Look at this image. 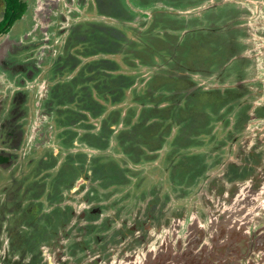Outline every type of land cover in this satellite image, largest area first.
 I'll use <instances>...</instances> for the list:
<instances>
[{"label": "rangeland", "instance_id": "obj_1", "mask_svg": "<svg viewBox=\"0 0 264 264\" xmlns=\"http://www.w3.org/2000/svg\"><path fill=\"white\" fill-rule=\"evenodd\" d=\"M23 1L31 4L33 0ZM245 1L249 4L252 3L251 6L254 5L255 13L245 11V9H248L246 7H249ZM219 2L220 0H80L78 5L72 6V13L67 14L70 18L62 22L60 29H55V24L52 26V30L58 31L60 36L57 47L48 48L47 51H50L48 55L41 54L40 57L36 55V58L32 59L31 53L24 51L18 55L14 53L9 56V59L17 62H23L27 59L26 56H29L32 59L30 61H33L34 64L42 63V68L38 67L35 71V81L29 82L30 85H34L32 89L35 91L27 92L28 99L25 100L18 95L17 103L20 104H15L16 102L13 101L12 91L15 89L14 85L7 84V81L11 82L13 80L12 75H10L4 86L7 91L4 94L6 98H2L4 103L0 105L13 111L6 114L4 118L3 113L0 114V136L6 135V132L12 131V129L16 130L15 133L17 132L15 142H11L9 133L5 138L2 136L4 138L2 140L3 144L10 146L9 143H11L14 147L12 149L9 147V151L5 153V155L10 154L13 159L11 158L12 160L9 163L0 164V213L3 214V218L7 216L4 218L7 223L0 228V245L5 246L7 244L9 254L7 261H12L14 260L13 257L17 258L16 256L20 257L22 254L26 255L31 252L28 249L26 253L23 248L25 237L21 238L15 234L20 233L22 235L23 232L21 233L19 228H23L21 226L23 223L30 222L25 211L31 210L36 205L40 207L39 212L43 215V213H46L45 210L48 211L53 207L54 190L55 192L60 191L62 187V184L57 183L55 180L57 171H55V161L50 158V153H54V157L59 158L60 163L56 166L57 169L62 170L64 168L70 171L68 166H62L69 156V153L66 156L64 154L66 148L69 146L74 153H81L80 157L83 155L82 153H89L91 149L83 146L80 143V138L85 135L88 138L92 136L93 139L100 137L103 133V127L106 129L105 122L102 121L107 116H109V121L116 120L115 126L120 124L131 128L134 125H142L144 121H147L145 117L149 118L151 116L150 121H154L155 117H161L164 113V109H160L163 107L162 104L171 102V104L165 105L166 113L180 117L181 120L184 118L187 121L189 133L184 136L178 134L176 137L177 142L174 143L173 141V145L176 144V147L179 145L180 158L175 154L174 149L171 150L172 148L169 146L168 152L170 154L165 159V170L169 169L168 172H170L171 166L180 169L185 162L182 167L184 169V176L182 177L184 180L182 181L183 184L176 182V189L171 186L175 184L171 178L167 184L160 182L157 183V186L163 192L167 189V193L172 197L169 199L171 211L186 207L187 210L190 209L189 214H192V212H196V203H206L203 196L209 192L210 185L215 187L214 185H219L222 180L224 181V179L216 180L223 169H215L214 176H211L208 183L202 186L203 181L198 185L199 181L196 182V177H192V179L186 176L187 165L193 160L190 155L191 152H195L196 149L206 152L209 149L203 146L196 148L199 141L198 130L204 131L205 128H208V124L210 125L214 120L220 119L222 117L220 114L221 107L225 108L232 101L235 94H232V91L230 92L231 87H224L222 84L217 87L218 84L216 83H219V81L215 75L216 72L223 73L225 69L228 70V73L230 71L231 73H238L239 71L238 67L234 68L233 66L231 68L229 62L235 53L241 52V47L235 42H227V37H223L226 34L237 37L239 34L235 28H225L231 22H235L231 14V7L236 10L233 13L236 14L237 11L242 13L239 17L241 19H238L239 27L244 29L246 23L249 22L252 30L254 28L257 30L264 29V8L261 12H258L261 5L260 0H234L231 3L225 2L231 6L222 5L216 8ZM135 3L138 5H135ZM155 3L157 5H154ZM63 5L65 6V4ZM143 5H147V7ZM52 17L51 19H53ZM219 22H223L221 35H218L216 31L220 25ZM89 24L97 29L95 34L98 38H105L100 33V31H105L111 35L110 37L116 38L119 42H113V47L103 46V49H97L98 55H84L82 50L84 43L80 42L84 38L79 34L86 32L87 30L84 28H87ZM34 26L32 13L28 9L26 17L18 20L13 26L9 33L10 39L20 40L22 36H26L27 32L33 30ZM252 30L245 33L242 39L248 40L249 38L251 42L257 40L256 45L258 43L264 45V39L259 38V34L251 33ZM30 41H32V38L26 39L24 45L29 44ZM38 41L41 45L45 42L41 35L36 40V42ZM87 41L90 42L91 40L87 39ZM51 44H53V39ZM3 48L5 50V47ZM256 48L258 51L262 50V46ZM76 51L79 58L76 59L74 55L70 58L71 54ZM105 51L108 52L105 53ZM49 56H52L53 61L48 59ZM69 59H73V64L76 66L79 60L83 67H87L84 74L85 84L83 79L79 80L82 84L80 91L77 84L71 81L73 77L77 76L80 69L78 67L77 72H68L66 63ZM97 63L105 70V74L101 78L104 81V87L102 88L106 93L103 98L98 99L102 107L99 109L100 113L97 116H91L84 113L83 109H78L76 104H73L70 93L72 97L75 94L80 97V94H84L87 88H92V96L97 101L96 94L99 95V92L94 85L99 84L100 81L96 82V80L92 81L91 79L95 77L94 74H98V71L96 68L89 66ZM239 67L241 68L240 64ZM58 68H63L62 72L64 73L61 74ZM196 71L198 74H196ZM249 73L252 74V71H248L246 75ZM105 75H108V77H105ZM198 75H201V83H205L201 87L204 90L200 89L196 92V86H194L195 88L192 87L196 83V76ZM120 80L126 92L122 96L116 95L112 98L113 90L118 87L117 84H120ZM67 82H69L68 85H66ZM220 86L227 89L228 98L223 96L218 89L217 91L212 89L220 88ZM206 87L210 89L208 92L205 91ZM8 88H13V90ZM67 89L68 94L65 91ZM188 89L191 90L189 95L185 93ZM24 90L22 88L20 91ZM17 91L19 90H15L16 93ZM107 91H110V93H107ZM152 104L159 108H153L154 105L150 106ZM43 105L46 107H43ZM49 108L50 110H48ZM72 111L74 112L73 115ZM21 115L22 117H20ZM37 115L40 116L39 122L41 124L38 125L39 129H36L37 136L31 140L34 131L33 125L38 120ZM8 120L11 122L15 120L12 125L17 128H6ZM118 129V133H121L122 128ZM68 130L76 133L78 139L70 142V137L66 135L69 132ZM159 131V125L141 127L137 139L132 140V143L138 147L141 143L151 145L155 143ZM42 134L45 135V138L42 137ZM107 136L109 138L102 135L103 142L108 139L110 142L113 141V135L109 133ZM152 139L153 142H151ZM77 142L79 144L74 149V146L71 145L74 143L76 145ZM201 144L203 143L199 142L197 145ZM182 145L185 146L183 155L180 154ZM112 152L118 155L115 156L116 163L122 166L128 164L130 159L120 155H123V153L119 146L113 149ZM94 155L99 156L100 153L97 152ZM95 156L94 159L96 160ZM95 160L92 161L96 162ZM159 160L158 158V161L153 163L154 168L158 166ZM153 165L145 164V166ZM154 168H150V171L155 170ZM155 173L158 172L155 171ZM166 173L167 171H165ZM152 174L153 177H156L154 172ZM177 174H174L175 177ZM84 182H80L79 185L84 184ZM179 190L182 192H179ZM241 190H245V188L242 187L239 191ZM110 191L109 189L107 193ZM129 200L130 198L128 202ZM242 201L244 202V200ZM236 202L238 201H235L233 206L237 205ZM202 203L198 204V208ZM252 206V203L245 204L244 209H253ZM159 211V209L153 210L152 215L155 220L151 224L150 222L147 223L148 227H152L153 236L155 237L152 244L155 246L163 243L162 245H166L170 250L174 249L173 241L180 233L182 222L177 221L178 226L161 233L162 220ZM190 218L187 217V220ZM217 220L220 219L215 218V221ZM193 221H195V225H201L198 219ZM249 225V222L240 224V228L233 229V233L239 232V236L248 235L250 234ZM40 227H42V222ZM202 227L207 228L208 226L201 225L198 232ZM31 232H34V230ZM12 235L13 237H11ZM7 237L8 239H6ZM199 239H201V235H199ZM11 247H14V251ZM190 255L192 254L188 253V256ZM28 261L29 258L25 260V264L29 263ZM245 262H248V264L261 263L257 254H254V257H247Z\"/></svg>", "mask_w": 264, "mask_h": 264}, {"label": "flooded vegetation", "instance_id": "obj_2", "mask_svg": "<svg viewBox=\"0 0 264 264\" xmlns=\"http://www.w3.org/2000/svg\"><path fill=\"white\" fill-rule=\"evenodd\" d=\"M20 1L26 5L27 9L22 16L19 17L18 14L17 19L14 21L10 14L15 15L17 12L11 9L9 14L7 1L0 0V27L6 24L7 19L10 17L13 21L10 26V23L6 25L7 30L0 34V105L4 103L2 98H6L4 94L7 91L4 86L10 75H12L13 80L11 82L7 81V84L14 85V90L13 88L8 89L13 90L12 97H14L15 104H20L17 103L18 95L27 100V92L35 91L32 89L34 85H30L29 82L35 81V71L38 67L42 68V63L34 64L30 60L36 58V55L39 57L41 54L48 55L50 53V51H47L48 48L57 47L60 35L58 31L52 30V26L55 24V29H60L62 22L70 18L67 14L72 13V6L78 5L80 2V0H33L30 4L23 0ZM233 1L222 2L220 0L216 8L222 5L231 6L225 2L231 3ZM260 2L258 12H261L264 8V0H260ZM234 4L236 3L234 2ZM246 4L250 8L246 7L248 9H245V11L255 13L254 5L251 6L252 3L249 4L248 2ZM28 9L32 13L35 22L33 30L25 34L27 37L22 36L20 40H11L10 31L18 20L26 17ZM233 11L236 10L231 7V14L235 22H231L225 28H235L239 34L237 37L224 34L223 37H227V42H235L241 47V52L235 53L229 62L231 68L233 66L234 68L238 67L239 71L238 73H231V71L228 73V70L225 69L223 73L216 72L215 75L219 81V83H216L218 84L217 87L221 84L224 87H231L230 92L232 91V94H235L232 101L225 108L221 107L220 114L222 117L220 119L214 120L210 125L208 124L206 130H198V143L203 144L197 145V143L196 148L203 146L209 149L206 152L200 149L191 152L190 155L193 160L187 165L186 176L196 177V182L199 181L198 185L203 181L202 186L208 183L211 176H214L215 169H223L216 180L224 179V181L222 180L219 185H214L215 187L210 185L209 192L203 196L206 203L199 202L198 204L202 203L199 206L200 208L196 203V212H192V214H189L190 209L187 210L186 207L171 211L169 199L172 197L167 193V189L163 192L157 186V183L160 182L167 184L171 178L175 183L171 186L176 189V182L182 183L184 180L182 178L184 176L182 167L185 162L180 169L171 166L170 172H168L169 169L165 170V159L170 154L168 152L169 146L172 148L171 150L174 149L175 154L180 158L179 145L176 147V144H173L177 142L176 137L178 134L184 136L189 133L188 124L184 118L181 120L180 117L166 113L165 105L168 104L167 102L162 104L161 109H164V113L161 117H155L154 121H150L151 116L149 118L145 117L147 121L144 122L146 123L143 122L139 126L134 125L131 128L120 124L115 126L116 120L105 122L106 129L103 127L102 135L109 138L107 134L110 133V135H113V141L110 142L108 139L103 142L102 135L97 137L96 142L91 144L88 140H80L83 146L91 149L89 153H82L81 157V153H74L68 146L64 154L66 156L69 153V156L62 166H68L70 171L64 168L62 170L57 169L56 166L60 163L59 158L54 157V153H50L51 157H49L55 161L54 166L55 171H57L55 180L57 183L62 184L61 189L59 188L60 191L55 192L54 190L53 192V204L51 203L53 207L48 211L45 210L46 213H43V215L39 212L40 207L36 205L31 210L25 211L30 222L23 223L21 225L23 228H19L20 232H23L22 235L20 233L15 234L21 238L25 237L23 248L26 253L28 249L31 252L26 255L22 254L20 257L16 256L17 258L13 257L14 260L12 261H7L9 256L7 244L5 246L0 245V264H25V260L28 258L29 263L27 264H128L142 251L153 246L154 233L152 227L147 226L148 222L151 224L155 220L152 215L153 210H160L161 233L178 226L177 221H180L182 223L179 236H181L185 231V224L189 225L194 219H198L201 225L208 227L212 224H222L220 222L225 220V213L231 212V208L239 196L242 197L241 199L244 200L245 204L252 203L253 205V209L249 210L254 212L249 233L256 236V238H252L254 240L252 241L250 255L254 257V254L257 253L259 261H264V237H262L264 233V45H261V43L256 45V39L253 42L249 38L248 40L242 39L245 33L252 30V26L247 22L244 29L239 27L238 19H241L239 17L242 13L237 11L238 13L235 14ZM219 23L220 25L216 31L218 35H221L223 22ZM251 33L259 34V38L264 39V29L262 28L260 30L254 28ZM39 35L45 41L43 45L39 41L36 42ZM29 38H32V41L24 45L25 40ZM52 39L53 44H51ZM259 46H262L261 51L256 48ZM3 47H5V50ZM24 51L31 53L32 59L29 56H26L27 59L23 62L9 59L12 54L16 53L18 55ZM36 51L37 53H35ZM48 59L53 61L52 56H49ZM248 71H252V74L246 75ZM196 74L198 73L196 72ZM201 81V75L196 76V83L192 87L195 88L194 86H196V92L200 91L205 83H201ZM232 83L234 85H230ZM217 87L212 89L216 91L218 89L223 96H229L226 88ZM22 88L25 90L20 91ZM15 90L19 91L16 93ZM209 90L206 87L205 91L208 92ZM38 92L40 91L38 90ZM190 92V89L185 91L188 95ZM12 112L11 109L8 110V107L3 108L0 106V114L3 113V118L6 114ZM93 112L95 115L96 111ZM39 117L37 115L38 120L33 125L34 131L31 140L37 136L35 132L36 129H39L38 125L41 124ZM14 122L8 120L6 128L14 127L12 125ZM146 125L154 127L159 125L158 137L155 143L151 145L141 143L138 147L132 143V140L137 139L139 130ZM194 126L196 125L194 124ZM118 128H122L121 133H118ZM15 131L12 129V131L6 132L9 133L11 142H15L17 135ZM6 135L2 136L5 138ZM2 136H0V158H8L6 163H9L13 158L10 154L5 155V153L9 151V147L11 149L14 147L11 143H9L10 146L3 144L2 140L4 138ZM42 137L45 138V135L42 134ZM151 142H153V139ZM78 144L77 142L76 145L74 143L71 146H74L75 149ZM118 146L123 153V155H120L130 159V163L128 162L124 166L116 163L115 156L118 155L112 152ZM184 151L185 146L182 145L180 154L183 155ZM97 152L100 153L99 156L94 155ZM94 156L97 158L96 160ZM158 158L160 159L158 166L154 168L153 163L157 162ZM143 164L144 166H142ZM145 164L153 166H145ZM150 168L155 170L150 171ZM155 171L158 173L156 174ZM165 171H167L166 174ZM153 172L156 177L152 176ZM174 174H177L176 177ZM80 182H84V184L79 185ZM242 187L245 190L239 191ZM109 189L111 191L107 193ZM180 190L179 192L183 191V189ZM131 202L133 203L129 204ZM187 217L191 218L187 220ZM4 218L3 214L0 213V228L7 223ZM215 218L220 220L215 221ZM41 222L42 227H40ZM33 230L34 232H31ZM11 249L14 251V247H11ZM253 251H255L254 254Z\"/></svg>", "mask_w": 264, "mask_h": 264}, {"label": "water", "instance_id": "obj_3", "mask_svg": "<svg viewBox=\"0 0 264 264\" xmlns=\"http://www.w3.org/2000/svg\"><path fill=\"white\" fill-rule=\"evenodd\" d=\"M241 198L238 197L237 205L231 208V212L225 213V220L220 222L222 224L202 227L198 232L201 225H195L193 221L186 225L183 235L174 238V249L170 250L166 245L163 246V243L153 245L128 264H248L245 260L251 256L254 240L252 238L256 236L252 234L239 236L233 233V229L240 228V224L251 223L254 214L253 211H249L251 209H244L245 204H242L244 202ZM199 235L201 239L198 240ZM188 253L192 255L188 256ZM260 264H264V261Z\"/></svg>", "mask_w": 264, "mask_h": 264}, {"label": "trees", "instance_id": "obj_4", "mask_svg": "<svg viewBox=\"0 0 264 264\" xmlns=\"http://www.w3.org/2000/svg\"><path fill=\"white\" fill-rule=\"evenodd\" d=\"M7 1V6H8V12H9V14L11 13V9H14V12H17L15 15L13 14V15H11L10 14V16H12L13 17V20L15 21L16 19H17V15L20 17V16H22L24 13H25V11H26V9H27V7H26V5L24 4V3H22L20 0H6ZM157 2V1H156ZM157 3H159V2H157ZM157 3H155L154 5H157ZM135 5H138L137 3H135ZM143 6H146L147 7V5H143ZM148 8H151V7H148ZM12 17H10L9 19H7V22H6V24H4V25H2L1 27H0V34L2 33V32H5L6 30H7V28H6V25H8L9 23V26L12 24ZM143 17H145L144 15H143ZM84 29H86L87 31H88V33H87V31L86 32H84V33H82V34H79V36H81L82 38H84L82 41H80L82 44H83V46H82V50L84 51V55H86V56H92V55H98V50L97 49H103L104 47L103 46H106V47H113L114 45H113V42H119V41H117V39L116 38H112V37H110L111 35L109 34V33H107V32H105V31H100V33L102 34V35H104L105 36V38H98L97 36H96V34H95V30H97L93 25H88L87 26V28H84ZM87 39L89 40H91L90 42L89 41H87ZM92 47H94V48H92ZM97 51V52H96ZM104 52V51H103ZM108 51H105V53H107ZM74 55V57L76 58V59H78L79 58V56L77 55V51L76 52H74L73 54H71V57L70 58H72V56ZM76 62V61H75ZM78 62V63H77ZM76 63H77V66L76 65H74L73 63V59L71 60V59H69L68 60V63H71V64H68V63H66V66H68V72H77L76 71V69L79 67V73L77 74V76L76 77H73L72 78V80L71 81H73V82H75L76 84H77V86H78V88H79V91H80V88H81V82L79 81L80 79H83L84 80V84H85V77H84V74H85V72H86V70H87V67L85 66V67H83L82 66V63H81V61H77ZM80 64V65H79ZM85 64H87V63H85ZM73 65V66H72ZM82 66V67H81ZM91 68H96V70L98 71V74H94V76L95 77H93L91 80L93 81H95L96 80V82H99L100 81V83L98 84H95L94 85V87H95V89L99 92V95H98V93L96 94V97H97V101H95V99H94V97L92 96V88H87L86 89V92L84 93V94H80V97H78V94H75V95H73V97H72V95H71V93H70V98H71V100H72V102H73V104H76L77 106H78V109H83L84 111V113H87L88 115H91V116H93L94 115V112L93 111H96L95 112V115L94 116H97V114H99L100 112H99V109H100V107H101V105H99V102H98V99H100V98H103V96L105 95V93L106 92H104L103 91V88L102 87H104V81L102 80V78H101V76L102 75H104L105 73V70H103V67H101V65L100 64H90L89 65ZM59 69V68H58ZM63 69V68H62ZM62 69H59V71L61 72V74L62 73H64V72H62L63 70ZM197 72V71H196ZM98 75H99V77H98ZM105 77H108V75H105ZM101 78V79H100ZM76 80H78V81H76ZM70 82V81H69ZM69 82H67L66 83V85H68L69 84ZM122 83V81L120 80V84H117L118 85V87L115 89V90H113V93H112V98H114V97H116V95H123L124 94V92H126L125 91V88L123 87V85L121 84ZM71 84H72V82H71ZM86 85H87V83H86ZM77 86H76V88H77ZM68 88V87H67ZM66 92H67V94H68V89L67 90H65ZM69 92H70V90H69ZM110 93V91H107V93ZM59 94V93H58ZM68 96V95H67ZM227 97V96H226ZM228 98V97H227ZM74 101H76L77 103H75ZM45 105H43V107H44ZM46 107V106H45ZM158 106H155L154 105V108H157ZM102 108V107H101ZM159 108V107H158ZM161 109V108H160ZM48 110H50V108L48 109ZM55 111H57V110H55ZM81 112H82V110H80ZM98 111V112H97ZM149 111V110H148ZM73 112V111H72ZM92 113V114H91ZM74 114V112L72 113V115ZM77 114V112L75 113V115ZM80 116V115H79ZM83 116V115H82ZM104 122H107V121H109V116H107L106 118H104V120H103ZM67 124H69L68 122H67ZM69 131V130H68ZM67 132V131H66ZM67 137L69 136L70 137V142H72V141H75V140H77L78 139V135L76 134V133H72L71 131H69V132H67ZM80 140H88L89 141V143L91 144V143H93V142H96V139H93V137L91 136V138H88V136H82L81 138H80ZM6 162H8V158H5V157H3V158H0V163H6ZM186 225H188V224H185V226Z\"/></svg>", "mask_w": 264, "mask_h": 264}]
</instances>
